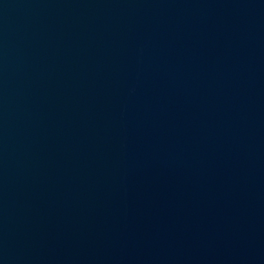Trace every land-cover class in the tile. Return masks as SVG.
Wrapping results in <instances>:
<instances>
[{"label":"water","instance_id":"obj_1","mask_svg":"<svg viewBox=\"0 0 264 264\" xmlns=\"http://www.w3.org/2000/svg\"><path fill=\"white\" fill-rule=\"evenodd\" d=\"M0 264H264V0H0Z\"/></svg>","mask_w":264,"mask_h":264}]
</instances>
